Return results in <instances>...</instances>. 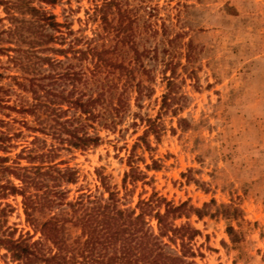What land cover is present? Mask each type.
<instances>
[{
    "label": "rangeland",
    "instance_id": "rangeland-1",
    "mask_svg": "<svg viewBox=\"0 0 264 264\" xmlns=\"http://www.w3.org/2000/svg\"><path fill=\"white\" fill-rule=\"evenodd\" d=\"M34 5L63 25V34L55 33L62 39L50 47L87 52L42 55L62 61L59 71L72 65L83 71L81 91L103 95L96 110L101 117L86 128L102 140L86 151L76 150L61 140L65 133L61 138L53 134L62 127H46L48 135L42 134L37 129L45 127H34V116L0 106V133L12 140L9 152H0L9 157L7 165L14 166L23 149L25 156L32 149V155L45 153L35 165L71 168L77 181L66 186L69 201L83 194L107 199L109 187L122 208L134 209L154 195L175 206L207 205L202 218L191 213L175 221L201 233L192 242L195 264H264V0H57L55 5ZM6 18L0 6V28L8 30ZM3 38L13 39V45L0 42V47L21 44L17 37ZM95 49L107 51L105 59L119 67L97 71ZM41 69L47 72L48 67ZM13 76L29 85L25 79L31 75L0 56L2 105H30L32 94ZM60 82L58 90L71 88ZM120 99L123 104L115 111ZM149 119L156 124L153 130ZM19 162L30 166L27 160ZM137 174L142 177L135 178ZM0 179L20 186L13 177L0 173ZM224 209L239 214L226 218ZM50 215L37 217L44 222ZM156 224L151 221L155 231ZM229 227L238 234L237 243ZM5 232L15 233V239L41 240L45 251L51 250V243L27 222L19 195L0 197V236ZM71 234L80 231L71 229ZM0 264H17L2 247Z\"/></svg>",
    "mask_w": 264,
    "mask_h": 264
},
{
    "label": "trees",
    "instance_id": "trees-1",
    "mask_svg": "<svg viewBox=\"0 0 264 264\" xmlns=\"http://www.w3.org/2000/svg\"><path fill=\"white\" fill-rule=\"evenodd\" d=\"M35 1L48 5H55L57 0H0L4 8L6 19L10 22L8 30L0 28V42L12 44L13 39L6 41L3 36L17 37L16 46L0 47V56H7L8 61L15 67L31 77L26 78L27 86L13 76L19 87L29 91L33 96V103L22 104L18 109L14 106L2 105V109L22 115L34 116L37 129L47 134L46 127H62L63 131L54 129L55 135L62 137L61 132L67 135L61 140L73 149L86 151L96 147L101 142L99 135H90L87 127H94L100 113L96 110L103 95L94 97L81 91L78 85L84 82V73L75 66H68L59 71L63 62L43 53L53 52L59 55L75 52L87 56L84 50L76 51L74 47L58 49L50 47L59 44L62 39L55 33L63 34V25L56 21V17L45 8L34 5ZM98 8V7H97ZM107 22V19H104ZM3 20L0 19V25ZM1 27V26H0ZM53 31V32H51ZM29 47L23 50L20 45ZM93 57L97 58L96 70L101 67H119L105 59L103 55L108 52L93 50ZM13 53V55H11ZM25 54L26 56L24 57ZM29 55V56H28ZM47 66V72L41 68ZM60 80L69 84V90H58ZM44 81H48L44 83ZM138 94L142 95L141 84H138ZM120 103V104H119ZM115 111L122 106L119 100ZM66 106L67 109H63ZM70 111L74 115L68 117ZM78 114V115H77ZM7 117L9 115H6ZM184 121V120H182ZM149 130L156 127L154 121L149 119ZM113 124V123H112ZM24 126H28L24 122ZM106 127L110 125L106 124ZM36 130V129H34ZM48 135V134H47ZM38 138L34 139L37 142ZM11 137L0 133V152L8 153L12 148ZM23 149L17 155L14 166H8L9 157L0 156V173L10 176L20 182V186L10 179H0V197L19 195L23 198L24 212L27 222L38 230L44 239L51 243V250L45 251L43 242H32L30 237L20 236L15 239V233L5 232L0 236V247L7 251L11 259L17 264H195L196 252L192 242L201 233L190 224L177 226L175 221L191 213L202 218L206 214L207 205L203 209L188 207L183 203L175 206L156 195L148 201L141 200L137 206L122 208L117 193L106 190L109 197L105 199L92 195H80L77 199L69 201L67 185L75 184L77 173L71 168L60 169L58 165H35L36 160L44 158L45 153L32 155L33 150ZM20 160H27L30 166H22ZM133 169V168H132ZM142 177L141 174L135 178ZM51 182V183H50ZM106 184V183H105ZM107 186V185H105ZM162 209L164 210L162 212ZM51 215L44 222H40L37 214ZM226 218L237 217L239 210L224 209L222 213ZM156 221L157 230L151 225ZM71 229H77L80 234L73 237ZM232 242H238V234L229 227Z\"/></svg>",
    "mask_w": 264,
    "mask_h": 264
}]
</instances>
